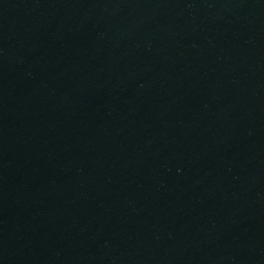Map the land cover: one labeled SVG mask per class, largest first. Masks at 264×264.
Masks as SVG:
<instances>
[{
	"label": "water",
	"instance_id": "obj_1",
	"mask_svg": "<svg viewBox=\"0 0 264 264\" xmlns=\"http://www.w3.org/2000/svg\"><path fill=\"white\" fill-rule=\"evenodd\" d=\"M0 264H264V0H0Z\"/></svg>",
	"mask_w": 264,
	"mask_h": 264
}]
</instances>
